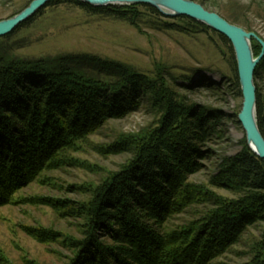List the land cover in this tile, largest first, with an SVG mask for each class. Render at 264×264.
<instances>
[{
	"label": "rangeland",
	"instance_id": "obj_1",
	"mask_svg": "<svg viewBox=\"0 0 264 264\" xmlns=\"http://www.w3.org/2000/svg\"><path fill=\"white\" fill-rule=\"evenodd\" d=\"M32 1L0 0V20L15 16ZM192 1L255 33L259 39L252 38L254 55L262 53L264 0ZM47 5L28 19L26 22L31 20L28 24L24 22L21 24L24 26L5 38L0 37V61L37 60L56 66L68 60L72 73L78 69L101 72V79L118 80L122 90L137 95L132 94L126 109L117 102L112 109L115 114L104 120L80 146L57 154L55 166L20 189L15 195L16 203L0 207V264H69L76 258V246L88 233L90 204L96 199L97 190L138 154L137 143L130 142V138L144 137L149 130L159 127L166 93L177 104L178 116L183 115L186 122L200 120L196 127H189L187 148L191 149L185 157L188 165L185 182L205 194H197L196 203L169 218L161 214L160 223L155 222L152 213L137 208L139 221L160 233L185 229L210 215L217 208L216 203L233 202L247 194L222 179L228 159L244 151L247 139L239 120L244 102L242 89L240 86L239 92L235 84L229 49L217 34L201 30L186 19L157 18L142 7L132 15L135 23L132 24L128 18L94 14L72 2ZM132 5L139 4L107 7L124 10ZM166 22L177 28L167 29ZM39 66L43 67L41 63ZM120 69H130L134 76L128 78L127 72L120 73ZM47 77L51 76L46 72L43 78ZM255 84L257 94L264 97V67L259 76L255 75ZM200 129L209 133L200 136L197 134ZM162 172L160 169L157 175ZM262 194L263 191L254 192L260 202L264 201ZM255 215L257 218L244 227L233 243L205 264L263 263L264 206L255 209ZM101 221L109 227L107 232L113 230L112 234L120 238L114 231L119 228L114 220ZM39 229L47 233H38ZM98 239L112 248L122 245L107 237L106 231H101ZM130 245V242L124 245L129 255ZM129 261L128 264H133Z\"/></svg>",
	"mask_w": 264,
	"mask_h": 264
},
{
	"label": "trees",
	"instance_id": "obj_2",
	"mask_svg": "<svg viewBox=\"0 0 264 264\" xmlns=\"http://www.w3.org/2000/svg\"><path fill=\"white\" fill-rule=\"evenodd\" d=\"M57 1L72 2L94 14H116L131 22L139 7L157 18H175L165 17L155 7L146 4L127 6L122 10L115 6L95 7L77 0H52L47 7ZM178 18L218 35L229 49L235 84L241 92L237 60L230 40L194 19ZM165 27L169 30L177 28L167 22ZM7 61H0V207L16 203L15 195L20 189L55 166L57 154L80 146L104 120L115 114L112 109L118 103L126 109L132 94L137 95L133 91L122 90L118 80L101 79V72L75 68V73H72L68 60L63 61V65L56 60L59 62L56 66L37 60ZM40 63L43 67L39 66ZM263 67L264 59L255 75L259 76ZM40 69L41 73H38ZM124 69L119 72L126 71L128 78L134 76L130 69ZM42 72L51 77L43 78L45 73ZM166 96L167 102L161 103L163 117L159 127L149 130L144 137L130 138V142L137 143L138 154L97 190V197L90 204L88 233L85 240L77 244L78 254L69 264H128L129 260L133 264H205L222 253L226 245L233 243L244 227L257 218L255 209L264 206V201L260 202L254 196L255 191H263L264 196V160L245 140L244 151L228 159L227 170L222 176L227 184H235L241 192L247 193L242 198L216 203L217 208L210 215L185 229L160 233L153 226L150 228L139 221L137 208L144 209L149 215L152 213L155 222L160 223L161 214L163 218H169L172 213L196 203L198 195L205 194L198 193L185 182L188 172L185 157L191 149L187 148L189 127H196L200 120L188 119L186 122L183 115H177L178 107L171 95L166 93ZM257 119L264 135V97L259 92ZM202 133L209 132L205 129L197 132L200 136ZM196 154L198 150H195ZM160 169L164 172L158 176ZM101 220L107 223L114 220L119 227L114 231L120 238L112 234L113 230H110L112 233L107 232L109 227L104 226ZM37 231L47 233L40 229ZM101 231H106L111 240L120 241L121 247L103 245L98 239ZM127 242L131 243V255L124 246ZM260 255L258 252V261ZM259 264L264 262L259 261Z\"/></svg>",
	"mask_w": 264,
	"mask_h": 264
},
{
	"label": "water",
	"instance_id": "obj_3",
	"mask_svg": "<svg viewBox=\"0 0 264 264\" xmlns=\"http://www.w3.org/2000/svg\"><path fill=\"white\" fill-rule=\"evenodd\" d=\"M52 0H33L28 7L15 16L0 20V37L12 33L22 23L33 17ZM95 7L111 4H146L155 7L165 17L186 16L203 23L209 28L225 35L231 42L237 60L239 82L244 102L239 120L246 131L249 147L264 160V135L257 119V87L255 71L264 58L262 53L255 57L252 38L259 39L255 33L231 23L220 14L207 10L202 4L192 0H77ZM264 46V44H263Z\"/></svg>",
	"mask_w": 264,
	"mask_h": 264
}]
</instances>
